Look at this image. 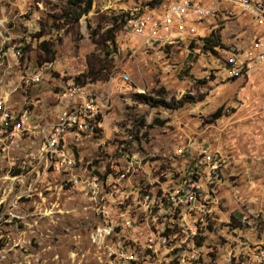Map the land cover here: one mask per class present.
<instances>
[{"label":"rangeland","instance_id":"rangeland-1","mask_svg":"<svg viewBox=\"0 0 264 264\" xmlns=\"http://www.w3.org/2000/svg\"><path fill=\"white\" fill-rule=\"evenodd\" d=\"M170 2L92 0L67 28L66 0H0V106L31 112L29 131L0 142V264H264V58L232 79L224 70L259 28L225 6L227 19L179 29L153 50L122 32L126 12ZM104 61L108 80L85 78ZM69 83L101 105L95 134L68 136L77 183L39 132ZM203 148L220 160L204 189L210 214L194 241L162 243L136 191L174 189Z\"/></svg>","mask_w":264,"mask_h":264},{"label":"built area","instance_id":"built-area-1","mask_svg":"<svg viewBox=\"0 0 264 264\" xmlns=\"http://www.w3.org/2000/svg\"><path fill=\"white\" fill-rule=\"evenodd\" d=\"M225 6L247 16L259 28L249 49L235 54L226 63L225 77L232 79L251 71L255 57L257 60L264 58V0H171L162 9L126 12L122 32L138 41L144 50H153L170 43L179 29L227 19L231 12ZM253 50L260 54H253ZM125 79L128 77L125 76ZM100 106L99 97L95 93L69 83L57 96L54 122L44 124L39 130L43 151L49 153L53 164L71 176L74 183H77L80 176L74 174L75 160L68 146V136L95 134L100 127ZM30 114L27 109L12 112L0 106V142L20 137L29 131ZM219 161L215 154L203 148L194 166L190 167V172L181 178L180 184L174 185V189L163 191L158 197L149 192L141 194V201L138 199V191L131 192L136 191L134 199L145 211L155 210L152 216L153 227L159 233L162 243H170L177 235L191 241L198 237L204 219L210 214L208 196L204 189L206 183L217 174ZM93 182L96 184L98 179L94 178Z\"/></svg>","mask_w":264,"mask_h":264},{"label":"trees","instance_id":"trees-1","mask_svg":"<svg viewBox=\"0 0 264 264\" xmlns=\"http://www.w3.org/2000/svg\"><path fill=\"white\" fill-rule=\"evenodd\" d=\"M92 6V0H66V10L63 12V26H67V28L71 26H77L80 18L87 14L91 10ZM123 21V18H122ZM112 30L109 29L106 31V33L111 34ZM40 34L39 36H41ZM113 35V34H112ZM111 42L114 43L113 36L106 37L104 40L105 42ZM40 47H42L43 52L45 53V59L42 61L43 63L52 62L54 59V50L52 48V45L49 44L47 41L43 40L40 43ZM109 64L104 61V63L101 65V68L92 70L91 74L90 71L85 74V78H91V81H106L109 79ZM185 105V102L182 100H179L176 102V108L177 107H183Z\"/></svg>","mask_w":264,"mask_h":264}]
</instances>
